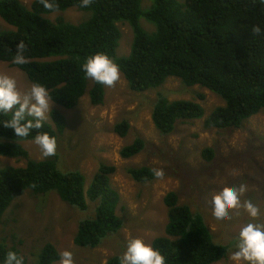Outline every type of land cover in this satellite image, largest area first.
<instances>
[{"label":"trees","instance_id":"obj_1","mask_svg":"<svg viewBox=\"0 0 264 264\" xmlns=\"http://www.w3.org/2000/svg\"><path fill=\"white\" fill-rule=\"evenodd\" d=\"M143 1L91 0L82 7V0H56V11L76 6L90 13L85 21L72 23L45 17L53 11L39 0L30 7L20 0H0L1 17L14 27L0 29V61L22 69L32 83L44 85L53 101L65 108L76 107L87 93L89 78L82 65L90 55L103 52L120 66L132 90L158 88L175 76L188 86L200 84L220 95L225 104L207 117V128H240L264 110V0H151L146 8ZM142 18L156 30L144 28ZM121 21L133 29L127 56L117 55ZM21 40L28 62L16 65L12 60ZM105 94V85L94 81L89 89L93 104L103 103ZM203 115L200 102L170 100L162 92L152 110L153 122L164 135L175 130L177 121ZM50 116L54 125L47 122L38 131L48 132L58 141L67 129V118L59 109H53ZM10 118L0 115V122ZM129 128L128 120L115 125V131L123 136ZM35 134L36 130L29 137L15 138L12 129L0 125V155L26 159L24 166L0 167V223L25 192L38 196L55 191L64 202L81 210L89 208L88 200L96 203L95 215L79 222L77 245L97 247L104 238L119 232L125 223L117 214L121 195L110 180L116 167L102 162L87 187L80 170L59 168L57 155L30 158L21 141L33 140ZM145 146L146 141L137 137L120 153L130 158ZM202 155L210 161L214 150L206 147ZM154 170L143 165L128 171L134 180L145 182L157 177ZM164 203L168 212L165 234L154 238L152 245L167 257V264H213L228 256L232 244L215 241L204 214L180 202L176 191L167 192ZM6 240L0 241V261L8 251L22 255L19 245H9ZM59 254L52 242H46L31 264H53ZM119 258V254L113 255L106 264H120Z\"/></svg>","mask_w":264,"mask_h":264},{"label":"rangeland","instance_id":"obj_2","mask_svg":"<svg viewBox=\"0 0 264 264\" xmlns=\"http://www.w3.org/2000/svg\"><path fill=\"white\" fill-rule=\"evenodd\" d=\"M20 1L30 7L34 0ZM150 5L151 0L143 1L144 8ZM89 16V12L76 6L45 14L53 21L62 19L72 23L83 22ZM141 22L149 31L156 30L146 19L142 18ZM118 24L121 39L117 55L127 56L133 29L128 22ZM0 29L14 27L0 15ZM0 74L14 76L22 91L33 84L22 69L5 61H0ZM93 82L89 78L87 93L76 107L65 108L54 102L53 109H59L67 118V129L58 140V165L63 171L80 170L88 187L102 162L113 164L116 171L110 180L121 195L117 214L124 219V226L97 247L79 246L75 243L79 222L95 215L96 203L88 200L89 208L81 210L64 202L55 191L38 196L27 191L12 204L0 223V241L7 239L9 245H19L27 264L33 262L46 242H52L60 253L72 251L75 264H106L111 256L124 253L131 238H143L152 244L154 238L165 234L168 212L164 196L169 191H176L180 202L204 214L215 241L222 244H232L240 225L249 218L246 214L233 215L228 221L217 222L212 215L214 194L244 183L248 190L241 199H251L264 213V110L247 119L240 128H207L205 120L225 101L200 84L188 86L180 78L171 76L158 88L136 91L130 88L121 72L114 86H105L104 102L96 105L89 95ZM159 92L170 100L200 102L203 117L179 120L172 133H160L152 119ZM49 117L48 123L54 125L50 114ZM123 120L130 123L124 136L115 131L116 123ZM137 137L146 141L145 148L133 157L124 158L121 149ZM21 143L30 158L45 159L33 140ZM206 147L214 150L210 161L202 155ZM9 165L24 166L26 159L0 155V167ZM143 165L162 170L163 175L151 181L134 180L128 170ZM261 219L264 221V216ZM233 250L232 244L228 256L213 264H233L229 260ZM53 264H59V259Z\"/></svg>","mask_w":264,"mask_h":264},{"label":"clouds","instance_id":"obj_3","mask_svg":"<svg viewBox=\"0 0 264 264\" xmlns=\"http://www.w3.org/2000/svg\"><path fill=\"white\" fill-rule=\"evenodd\" d=\"M39 2L49 11L54 12L58 8L56 0ZM90 3L91 0H82L81 6L87 7ZM255 32L259 34L260 29H255ZM16 48L12 63L26 64L25 43L21 40ZM82 70L86 77L108 87L114 86L121 77L120 66L103 52L90 55L82 65ZM53 105L54 101L44 85L33 83L30 89L22 91L14 76L0 74V115L11 117L0 122V125L12 129L15 138L19 139L29 137L36 130L33 142L45 158L57 154V137L38 131L48 122ZM154 172L157 177L163 175L162 170ZM247 190V185L240 183L214 194L212 215L217 222L222 223L232 219L233 215L239 217L246 214L249 219L240 225L238 235L232 241L234 250L229 260L233 264H264V221L261 219L264 213L251 199H241ZM119 259L120 264H167V257L158 248L138 237L127 241L126 250ZM0 264H25V258L16 251H8ZM59 264H75L74 253L70 250L61 252Z\"/></svg>","mask_w":264,"mask_h":264}]
</instances>
